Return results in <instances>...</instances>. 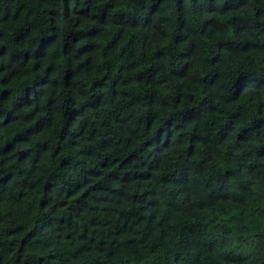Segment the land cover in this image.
Returning a JSON list of instances; mask_svg holds the SVG:
<instances>
[{
	"label": "clouds",
	"instance_id": "obj_1",
	"mask_svg": "<svg viewBox=\"0 0 264 264\" xmlns=\"http://www.w3.org/2000/svg\"><path fill=\"white\" fill-rule=\"evenodd\" d=\"M0 264H264V0H0Z\"/></svg>",
	"mask_w": 264,
	"mask_h": 264
},
{
	"label": "trees",
	"instance_id": "obj_2",
	"mask_svg": "<svg viewBox=\"0 0 264 264\" xmlns=\"http://www.w3.org/2000/svg\"><path fill=\"white\" fill-rule=\"evenodd\" d=\"M62 2H63V0H62Z\"/></svg>",
	"mask_w": 264,
	"mask_h": 264
}]
</instances>
